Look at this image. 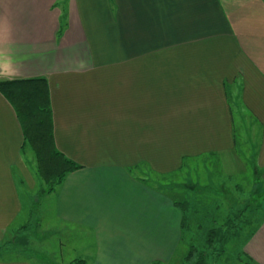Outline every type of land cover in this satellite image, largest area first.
Listing matches in <instances>:
<instances>
[{
  "label": "crops",
  "instance_id": "0c3cea01",
  "mask_svg": "<svg viewBox=\"0 0 264 264\" xmlns=\"http://www.w3.org/2000/svg\"><path fill=\"white\" fill-rule=\"evenodd\" d=\"M63 2L0 0V81L47 79L56 147L82 167L45 195L42 227L63 242L56 264H69V248L88 264H168L183 210L146 169L160 178L235 155L244 110L260 132L253 169L264 184V0ZM23 144L0 93V250L48 256L47 238L43 253L29 247L35 181ZM256 227L244 255L264 264V218ZM38 256L0 264H44Z\"/></svg>",
  "mask_w": 264,
  "mask_h": 264
},
{
  "label": "rangeland",
  "instance_id": "374dc122",
  "mask_svg": "<svg viewBox=\"0 0 264 264\" xmlns=\"http://www.w3.org/2000/svg\"><path fill=\"white\" fill-rule=\"evenodd\" d=\"M59 3L62 6L64 2L59 0ZM241 112L243 113L240 115L241 119L238 114L235 116L238 138L235 155L189 160L179 172L160 178L150 174L146 169V174L149 177L146 180L149 184L173 197L174 201L185 204L181 206L185 219L181 231V242L176 258L168 264H191L186 260L191 249L194 248L197 253L205 250L207 233L210 230H220L221 234L227 232V224L230 221L234 227H232V233H229L226 238L225 252L217 258L216 264H250L244 255L245 247L257 228L256 225L264 218V211L252 210L251 212L250 209L246 208L247 210H245L244 206L249 200V204L256 207L264 204V184L253 169V157L256 145L259 144L258 135L260 132L257 125L252 123L253 120L248 116V113L244 110ZM27 157L29 158V169L35 181V189L29 190V200L24 196L26 203L23 218L29 217V225L26 227L29 231V247L43 253L47 244V242H43V239L47 238L48 244L54 250L53 252L49 251L48 256H43V254L42 262L44 264L60 263L61 257H63L60 254V243L63 244V242L59 240L60 235L55 233L58 228H47L45 225V231L44 226L42 227L43 217L46 216L49 220L51 216L47 215L48 201L41 194V188L44 187L43 181L36 174L35 154L30 148ZM48 223L51 222L48 221ZM22 230L24 228L20 231ZM219 245L217 242L216 249L220 248ZM19 246L20 244H18ZM8 247L2 245L0 258L6 260L36 258L33 251L34 255L31 251L20 252L15 247L13 250H9ZM212 257L213 255L210 256L209 264H213ZM46 258H49L50 262ZM65 259L68 261L67 263L76 259L75 251L69 248Z\"/></svg>",
  "mask_w": 264,
  "mask_h": 264
},
{
  "label": "trees",
  "instance_id": "16d2710c",
  "mask_svg": "<svg viewBox=\"0 0 264 264\" xmlns=\"http://www.w3.org/2000/svg\"><path fill=\"white\" fill-rule=\"evenodd\" d=\"M0 93L13 107L21 125L24 137L22 152L24 153L26 149L30 148L35 154L36 174L44 185L41 188V194L45 196L55 192L63 184L68 174L78 171L82 167L68 159L56 147L53 110L47 79L2 80L0 81ZM234 134L238 145L236 129ZM249 202L250 200L244 206L245 210L250 209L252 212V210L256 209L258 211L257 207L249 204ZM179 205L184 206L185 204L179 203ZM184 222L185 219L183 217ZM231 222L227 224V232H223V234H221L220 230H210L206 236L205 250L197 253L192 248L186 260L191 264H209L210 256L213 255V264H216L217 258L225 252V242L228 234L232 233L234 225ZM217 242L220 244L219 249L215 247ZM34 254L36 257L39 255L37 253ZM38 258L41 260L44 257L39 255ZM47 260L50 262L49 259ZM49 264L53 263L50 262ZM69 264L88 263L86 260L78 259Z\"/></svg>",
  "mask_w": 264,
  "mask_h": 264
}]
</instances>
